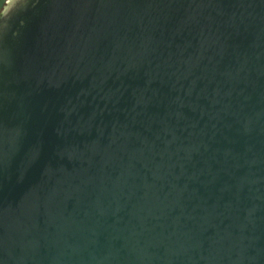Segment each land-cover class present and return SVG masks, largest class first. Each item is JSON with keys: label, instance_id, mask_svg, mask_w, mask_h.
I'll list each match as a JSON object with an SVG mask.
<instances>
[{"label": "water", "instance_id": "1", "mask_svg": "<svg viewBox=\"0 0 264 264\" xmlns=\"http://www.w3.org/2000/svg\"><path fill=\"white\" fill-rule=\"evenodd\" d=\"M0 264H264V0H6Z\"/></svg>", "mask_w": 264, "mask_h": 264}, {"label": "trees", "instance_id": "2", "mask_svg": "<svg viewBox=\"0 0 264 264\" xmlns=\"http://www.w3.org/2000/svg\"><path fill=\"white\" fill-rule=\"evenodd\" d=\"M6 0H0V7L2 6V4L5 2Z\"/></svg>", "mask_w": 264, "mask_h": 264}, {"label": "rangeland", "instance_id": "3", "mask_svg": "<svg viewBox=\"0 0 264 264\" xmlns=\"http://www.w3.org/2000/svg\"><path fill=\"white\" fill-rule=\"evenodd\" d=\"M2 5H3V4H2ZM1 7H2V6H1ZM1 7H0V11H1V9H2Z\"/></svg>", "mask_w": 264, "mask_h": 264}]
</instances>
